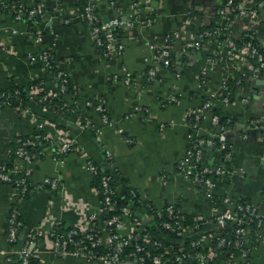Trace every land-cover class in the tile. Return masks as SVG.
<instances>
[{
	"label": "crops",
	"instance_id": "1",
	"mask_svg": "<svg viewBox=\"0 0 264 264\" xmlns=\"http://www.w3.org/2000/svg\"><path fill=\"white\" fill-rule=\"evenodd\" d=\"M24 1L28 5L41 3L45 14L29 23L17 19L12 10L0 8V85H8L11 80L26 84L41 79L46 90L56 91L59 71L64 70L69 84L59 92L61 100L81 105L88 99H103L109 117L105 121L99 110L83 107L74 116L52 115L36 98L26 107L0 108L3 159L10 158L12 137L24 134L32 138L37 134L42 115L47 129L66 128L79 146L60 160L51 155L55 146L43 143L34 147L38 154L29 163L33 166L29 177L32 185L45 175L58 174L63 187L33 189L20 201L24 224L20 238L32 230L48 233L57 220L71 226L85 223L92 212L105 215L89 160L114 171L116 189L122 198L127 187H135L144 201H153L159 207L173 203L201 217H210L227 207L224 196L233 202L245 199L263 207L264 129L253 126L251 120L264 119V75L254 73L239 56H233L226 41L252 37L264 50V0H245L257 8L258 15L227 14L229 0H96L94 11L102 23L115 18L123 20L115 34L116 43L123 46L112 55H107L95 41L91 26L82 15L80 0ZM205 27L220 28L224 37L214 36L203 39L201 45L186 46ZM37 32L42 33L41 40L36 39ZM169 35L172 61L163 65L158 51ZM29 51L36 59L29 56ZM46 53H50L55 66H46ZM151 68H157V72L149 79ZM126 75L129 82L125 81ZM236 78L238 85L227 89V83ZM223 88L230 91L228 100L216 98L198 128L201 135L214 138L212 144L204 145L203 161L225 163L230 169L215 178L214 191L220 200L215 209L206 188L185 177L179 161L193 130L189 110L201 106L210 92ZM173 94L175 99L170 98ZM215 110L225 117L218 124L211 120ZM83 116L92 128L80 127ZM40 149L47 151L42 153ZM106 153H110L109 157ZM19 163L24 166L26 162L19 159ZM14 191V185L0 179L1 259L5 257L3 251L16 245L8 239ZM137 210L140 219L150 220L151 213L145 206ZM134 224L131 217L126 218L123 231L130 232ZM219 226L218 222H210L205 229ZM246 237L253 245L250 259L254 264H264V225L251 226ZM40 242L46 244L48 240L43 238ZM243 260L242 256L234 258L232 264ZM33 264L105 263L82 255L43 251ZM181 264L199 263L192 256Z\"/></svg>",
	"mask_w": 264,
	"mask_h": 264
},
{
	"label": "built area",
	"instance_id": "2",
	"mask_svg": "<svg viewBox=\"0 0 264 264\" xmlns=\"http://www.w3.org/2000/svg\"><path fill=\"white\" fill-rule=\"evenodd\" d=\"M11 1L13 2L12 5H10ZM95 2L96 0H88L84 6L82 15L90 24L95 41L99 45H104L103 49L107 55H112L115 51L121 50L123 46L122 44L116 43V35L113 32V27L121 25L123 20L115 18L101 23V25L96 24V14L94 11ZM0 4H2L3 7L10 6L17 19L29 20V23H34L33 21L45 14L44 7L41 3L28 5L24 0H0ZM225 9V12L229 15H258L257 8L251 6L245 0H229L228 7ZM148 20L150 22L151 18ZM101 30H104V33H101ZM178 34V32L174 33L176 36ZM222 34L223 31L220 28H205L201 31L199 37L194 40H188L186 46L201 45L203 39L222 36ZM171 37V35L166 37L165 42L158 51L159 59L162 61L163 65H169L172 61ZM42 38V33L37 32L36 39L41 40ZM226 43L229 45V52L233 56H239L241 62L246 67L251 69L254 73L264 75V52L256 43L250 39L238 43V41L230 38L227 39ZM29 56L32 59H36V55L31 51H29ZM43 59L47 67L55 66V61L52 59L50 53L44 54ZM156 72L157 68H151L149 71V79H151ZM125 81L129 82L128 75L125 76ZM41 84H43V82H41ZM68 84V74L64 70H60L59 90L48 91L45 89V85L41 86L36 84L31 87L30 95L32 98H36L41 102L44 110L64 114L65 108L67 109V105L70 106V103L64 102L60 104L61 101H59L60 103L54 102L50 98L56 97L61 99L60 93L67 88ZM43 90H45V93L40 94L39 91ZM229 95L230 91L225 88L219 91H212L201 106L189 110L188 118L191 121L193 130H191L186 152L179 161V169L184 176L191 179L196 185L205 187L212 199L215 197L216 176L227 174L230 172V169L226 167L225 163L212 164L203 161L202 153L204 145L212 144L214 138L212 136L201 135L198 128H200V121L205 117V111L213 105L216 98L221 97L228 100ZM170 98L175 99L176 96L173 94ZM85 104L93 105L95 109L102 112L104 120H108L109 111L105 100L101 99L96 102L92 99H88ZM68 108L72 111L77 109L76 106ZM211 120L214 124L222 122V118L217 112L213 113ZM44 121L38 122V125L45 127V130L37 132L32 138L26 137L22 141V144L16 150L18 156L17 160L7 162L0 157V179L14 185V197L15 203H17L13 206L9 214V241L18 239L19 233L22 230V225H24L23 220L18 219V215L21 213L18 205L20 201L27 194L32 192L33 189H59L63 187V182L58 174L45 175L39 183L32 185L29 177L32 173L33 166L29 163H31L38 154L33 147L36 145L39 146L42 142L48 143L49 145H47V147L52 145L55 146V149L51 151V155L55 160H60L67 153L79 148L70 131L64 127L60 129L59 127L47 129ZM228 121H230V119H228ZM251 123L255 127L258 126L264 129V119H252ZM221 124V127L224 128V123ZM80 127H92L91 122L86 116H83V119H81ZM39 151L46 153L47 150L40 149ZM109 154L110 153H106V156L109 157ZM19 159H23L26 162L24 166H20ZM88 166L93 172H97L99 168V164L93 160L88 161ZM103 168L105 169V167ZM109 169L110 168H106L100 176L101 192H103V198L101 200L106 213L116 208V200L114 199V195L117 191L114 183L115 173ZM137 193V191L134 192V194ZM223 200L227 204V207L216 211L210 217L196 216V219L199 221L196 226L200 224L205 226L213 221H217L218 224L223 226L227 221L234 220L238 225L236 229L238 238L231 241L227 237H221L218 241V245L223 246L233 243L241 251L240 256L244 258L241 264H254L249 257V251L252 247H244L240 239L241 237L247 239V232L251 227L250 222L254 219V215L258 216L259 224L264 221V200L263 207H258L251 202L237 204L233 202L229 196H224ZM214 205L216 206L215 209L219 208L216 204ZM164 207L165 206L161 207V209ZM121 210L123 214H126V217L127 215L129 216V206L124 205L121 207ZM166 210L172 215L175 210L174 204H167ZM126 217L124 218L121 213H112L107 216L101 224L96 221L97 219L100 220V215H98L97 212H92L87 216L85 223L69 225L65 230H58L64 222L57 220L53 223L54 227L51 228L48 233H43L41 230H32L23 237V241L20 244L11 246L9 249L3 251L5 257L4 259L0 258V264L4 263L3 260L7 262L14 258L21 259L23 264H29L32 257L39 256L43 251H50L57 254L82 255L92 260H100L105 264H146L149 258L152 259V264H161L163 261L165 262L162 253L149 254V250L158 246L159 241L153 240V235L149 232H144L143 227L138 225L137 222H135L130 232L123 231L126 224ZM151 217L149 219L153 221L155 217L153 213H151ZM162 223L165 227L177 230L178 233L183 234L193 231L194 227H196L195 225L189 226L183 224L176 227L169 220H164ZM43 238L46 241L48 240L46 244H41L40 241ZM194 244L208 245V252L198 250L187 255H177L175 260L172 261V259H170L168 264H177V261H183L185 259L183 258L184 256L196 257L199 264H210L208 263L210 258H216V262L221 259L222 251L216 250L211 246L212 238L209 234L203 233L194 241ZM249 245L252 244L249 243ZM232 260L233 259H229L225 264H232Z\"/></svg>",
	"mask_w": 264,
	"mask_h": 264
},
{
	"label": "trees",
	"instance_id": "3",
	"mask_svg": "<svg viewBox=\"0 0 264 264\" xmlns=\"http://www.w3.org/2000/svg\"><path fill=\"white\" fill-rule=\"evenodd\" d=\"M87 2H88V0H80L82 10L84 9V6ZM12 4H13V2L11 1L10 5H12ZM0 8L6 9V10H11L10 6H4L3 7L2 4H0ZM86 22L88 23L87 19H86ZM95 22H96V24H100V25L102 23V21L99 19L97 14H96ZM120 28H121V26L113 27V32L117 35ZM205 28L214 29L215 27H205ZM102 32L104 33V30H101V33ZM102 35H104V34H102ZM222 37H224V36H222ZM247 39L252 40L254 43H256L260 47V45L257 43V41L252 37H246L242 40H238V43H241L242 41L247 40ZM100 47L103 50L104 45H100ZM260 49L264 52L262 47H260ZM240 76H242V75H238L237 77H240ZM237 81H238L237 78L230 80L227 83V89H232L233 87L238 85ZM36 84H39L41 86L45 85L44 82H43V84H41V79H37V80L32 79L26 84H20L16 81L11 80L8 83V85H0V108L6 107V106H13L16 108H22V107L28 106L30 104V101L33 99L30 95L31 87L36 85ZM68 90H70V86L68 87ZM39 93L44 94L45 90L39 91ZM50 99H52V101L58 102V103H60L59 101H61L60 104L65 102V101L61 100L60 98H56V97H51ZM67 106L68 107H71V106L77 107V109L75 111H72L68 107H67V109L65 108L64 115H67V116L68 115L74 116L75 114H78V112H80L82 110V107L85 109L94 108L93 105H86L85 103L79 105L76 102H74L73 105H70V106L67 105ZM50 112H53V111H50ZM215 112H217V111L215 110ZM54 113L55 112H53L52 115H54ZM100 113H102V112H100ZM57 114L58 113H56V115ZM43 116L44 115H42L40 117L38 116L39 122L44 121L45 117H43ZM48 116H49V119L54 120V117H52L50 115H48ZM220 116L222 118V121H224L225 117L222 116L221 114H220ZM56 120L58 121L57 123L61 124L59 119L55 118V121ZM42 130H45V127L39 126V128H37L36 132H39ZM28 136L29 135L19 134V135H15L14 137H12L11 143H10V148L12 151L9 153L10 158L5 159L7 162H11V161L18 159L16 150L22 144V141ZM43 143H45V142H42L41 144H43ZM39 147H41V146L39 145ZM30 148H32V147H30ZM105 169L99 165V168H98L97 172H95V177H94V184L97 186V188L99 190L98 196L101 199L103 198V192H101V181H100L101 177L100 176ZM109 170L111 171V169H109ZM114 183H115V181H114ZM115 185H116V183H115ZM126 191L127 192H126L125 198L120 197L118 192L116 191V193L114 195V199L116 200V208L109 210V212L105 213V215L103 217H100V220L97 219L96 221H97V223L99 222L102 224L104 222V219L107 216L111 215L112 213H121L122 216L125 218L126 214L122 213L121 207L124 205L129 206V209H130L129 210V216L127 215L126 218L131 217V221H133L134 223L137 222L138 225L142 226L144 232H149L153 235V240L159 241L158 246L149 250L150 251L149 254L152 255L155 253H162L163 257L165 258V262L163 261L161 264H168L170 259H172V261L175 260V257L177 255H187L189 253H194L198 250L208 252V245H203V244L196 245V244H194V241H196L203 233H207L211 236V238H212L211 246L213 248H215L216 250L222 251V256H221V259H219V261L216 262V258H210L208 263H210V264H225L229 259L241 257L240 256L241 251L233 243L225 244L223 246L218 245V241L221 237H227L231 241H234L235 239L238 238L237 233H236V229H237L238 225L236 224V222L234 220L227 221L225 223V225H223V226L220 225L219 229L209 228V230H207V229H205L206 225L203 226L200 224L199 226H196L197 222H199L196 219V216L181 210L178 207V205L174 204L175 210L172 213V215H170L168 213V211L166 210V205L163 209H161V207H159L157 204H155V202L144 201L143 199H141V197L138 193L134 194V192L137 191L135 187H127ZM235 202L238 204V203H246V202H250V201L245 200V199H238ZM213 203L216 204L217 206L220 205V200L218 199V196L216 194H215V197L213 199ZM16 204L17 203L14 202L12 205V208ZM18 205L20 207V204H18ZM141 205L146 206L147 210H149V212L154 214L155 217H154L153 221H150L148 219L147 220L140 219V217L137 215V212H138L137 208ZM12 208H11V210H12ZM253 218L254 219L251 220V222H250L251 226L260 227V226L264 225V221L260 224L258 223V216L254 215ZM18 219L23 220L21 213H19ZM164 220L171 221L173 223V225H175L176 227L179 225H182V224L183 225H189V226L195 225L196 227H194L193 231H190L187 234L178 233L177 230L165 227L162 223ZM177 221H178V223H177ZM213 222L217 223V221H213ZM9 226H10V224H9V216H8V232H9ZM23 226L24 225H22V228H23ZM67 227H68V225L63 223V224H61V227L58 228V230H65ZM19 236H20V233H19ZM240 240L242 241L243 246L246 248L247 247L251 248L253 246V245H249L246 238L244 239L243 237H241ZM22 241H23V239L18 237V239L13 240L10 243L12 245L20 244V242H22ZM140 242H141V240H140ZM251 251H252V249H250V251H249V257L251 255V253H250ZM38 258H39V256L32 257L29 264L35 263L36 261H38ZM183 258L186 259V258H188V256H184ZM7 262H9L11 264H23L22 260L19 258H14V259L7 261ZM152 263H153V261L150 258L146 262V264H152ZM181 263H182V260L177 261V264H181Z\"/></svg>",
	"mask_w": 264,
	"mask_h": 264
},
{
	"label": "water",
	"instance_id": "4",
	"mask_svg": "<svg viewBox=\"0 0 264 264\" xmlns=\"http://www.w3.org/2000/svg\"><path fill=\"white\" fill-rule=\"evenodd\" d=\"M211 147H212V148H215V145H212Z\"/></svg>",
	"mask_w": 264,
	"mask_h": 264
}]
</instances>
